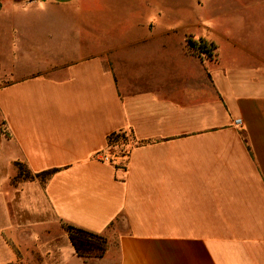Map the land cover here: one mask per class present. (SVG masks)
Returning a JSON list of instances; mask_svg holds the SVG:
<instances>
[{"label": "crops", "instance_id": "obj_1", "mask_svg": "<svg viewBox=\"0 0 264 264\" xmlns=\"http://www.w3.org/2000/svg\"><path fill=\"white\" fill-rule=\"evenodd\" d=\"M199 17L191 0H0V264L15 247L104 259L63 223L117 241L118 264H264V27ZM17 163L57 172L13 185Z\"/></svg>", "mask_w": 264, "mask_h": 264}, {"label": "rangeland", "instance_id": "obj_2", "mask_svg": "<svg viewBox=\"0 0 264 264\" xmlns=\"http://www.w3.org/2000/svg\"><path fill=\"white\" fill-rule=\"evenodd\" d=\"M198 1L201 2L203 5L205 3L206 8L202 9L200 8V6L198 8L197 7ZM191 2L195 6V11L198 14H200L199 19L202 20L204 22V25L207 26L208 28L220 27L223 30L225 28L229 29L228 27L231 26L233 28H237L241 30V32L246 35V32L249 30V26L256 27L257 29H261L262 25L264 27V0H191ZM180 21L181 20L179 19H174V24L180 25L181 24ZM237 32L241 33L240 31ZM66 36L70 37L74 35H71V33H66ZM175 37L178 36L176 35ZM242 37L244 38V35H242ZM188 38L190 37L187 35L186 36L187 48H188L187 45ZM175 40H176L175 43H177L178 38H175ZM216 41H218L220 45L224 44L222 35H220V38L218 37ZM110 151L112 154L110 156L111 159L115 157V155L117 156L121 155L123 152L119 148L110 149ZM111 229H113L116 233L121 232V229L117 224H113ZM104 237L107 239V243H108L107 252L109 250L110 252L105 254L103 260H98L93 263L118 264L119 251H118L117 241L109 240L106 236ZM15 249L20 254V260L18 259L16 262L11 264H49V261L47 259H45L43 256L39 257L36 253L34 257L27 259L24 263L22 260L21 250H19L17 247H15ZM93 259H102V258H93ZM66 264H83V263L77 257H75L68 259Z\"/></svg>", "mask_w": 264, "mask_h": 264}, {"label": "trees", "instance_id": "obj_3", "mask_svg": "<svg viewBox=\"0 0 264 264\" xmlns=\"http://www.w3.org/2000/svg\"><path fill=\"white\" fill-rule=\"evenodd\" d=\"M188 48L193 51L199 57H210L216 50V45L210 43L205 39L194 40L192 37L187 40ZM135 143V138L131 133L125 131H119L112 133L107 138V149L111 154L110 149H121L122 154L113 159L121 160L124 162L129 156L132 145ZM119 158V159H118ZM17 176L13 179L12 184L17 185L22 181L38 180L42 185H45L52 176L57 172V169L47 170L38 174H32L22 164L17 163ZM116 169H126V163H120L115 165ZM63 228L69 235L71 244L73 245L75 252L79 258L84 260L90 258H103L108 250L107 239L98 233L77 227L72 224L63 223ZM18 259L20 260V254L15 249Z\"/></svg>", "mask_w": 264, "mask_h": 264}, {"label": "built area", "instance_id": "obj_4", "mask_svg": "<svg viewBox=\"0 0 264 264\" xmlns=\"http://www.w3.org/2000/svg\"><path fill=\"white\" fill-rule=\"evenodd\" d=\"M235 124H236L237 126L241 127V126H243V121H242L241 119H237V120L235 121Z\"/></svg>", "mask_w": 264, "mask_h": 264}]
</instances>
